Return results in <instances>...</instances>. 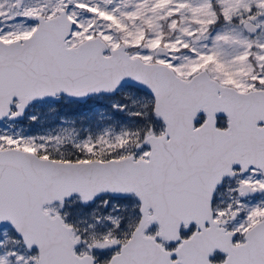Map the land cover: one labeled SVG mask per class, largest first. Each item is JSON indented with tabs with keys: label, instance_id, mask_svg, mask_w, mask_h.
Listing matches in <instances>:
<instances>
[{
	"label": "snow or ice",
	"instance_id": "6c2138e0",
	"mask_svg": "<svg viewBox=\"0 0 264 264\" xmlns=\"http://www.w3.org/2000/svg\"><path fill=\"white\" fill-rule=\"evenodd\" d=\"M0 264H264V0H0Z\"/></svg>",
	"mask_w": 264,
	"mask_h": 264
}]
</instances>
